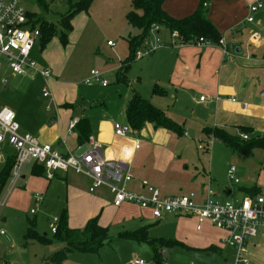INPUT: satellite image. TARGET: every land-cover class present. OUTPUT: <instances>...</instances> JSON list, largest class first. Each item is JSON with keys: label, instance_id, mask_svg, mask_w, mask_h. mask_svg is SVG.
<instances>
[{"label": "crops", "instance_id": "crops-1", "mask_svg": "<svg viewBox=\"0 0 264 264\" xmlns=\"http://www.w3.org/2000/svg\"><path fill=\"white\" fill-rule=\"evenodd\" d=\"M53 1L55 0H44L40 4L36 0L39 5H44L45 13L53 11ZM71 1L69 9L78 0ZM258 1L263 6L253 14L254 21L250 22L247 20L250 15L249 5ZM104 7L113 12V35L119 39L127 37L129 43L131 36L141 33L140 30L132 28L126 18L127 12L132 8V0H94L88 12H80L73 18L68 42L64 46L61 43L64 50L60 45L61 40L59 42L56 39L58 35L44 47L40 37L38 38L36 44L39 43L40 48L36 50L35 44L32 52L34 51V57H39V64L52 72L49 80L39 74L20 76L3 69L0 85L5 87L6 93L0 102V109H13L21 132L36 135L42 142L52 144L63 154L77 152L87 142L85 140L80 143L81 131L78 127L82 119L87 120L89 135H93L101 143L103 155L108 159L128 163L133 179L127 184V188L135 192H145L146 186L153 185L164 195L188 191L203 195L210 186L215 192L214 198L220 202L264 195V0H165L163 9L177 19L190 16L199 8L203 9L221 37L226 40L229 54L226 55L216 44H180L168 29L159 26L156 35L162 38L160 39L166 46L136 58L142 60L150 57L146 66L151 67L152 71L138 78L139 87L132 89L122 106L125 122L121 118L116 122L128 124L127 104L136 93L179 124L182 129L180 135L166 128H157L148 122L139 130L132 128L128 136L120 137L114 132L115 117L107 113V108L102 113L91 111L92 115H88L87 109L80 104L79 89L73 80L66 79L71 75L66 73L64 58L69 50L70 53L74 52L85 31L87 39L91 38L93 34L89 24L94 20L92 8L96 12ZM28 12L34 13L37 18V13L30 10ZM62 16L61 13L60 17ZM43 19L42 17L40 20ZM253 33L259 34L256 39L252 38ZM116 46L115 43L107 44L106 49L118 53L120 47L115 48ZM59 51L63 53L62 56ZM122 66L121 62L116 66H108L106 63L102 71L106 75L117 70L118 80ZM7 72L12 75H6ZM2 79H6L5 84ZM123 81H126V74L121 82ZM9 83L11 88L7 87ZM40 85L41 95L38 100L34 92ZM46 87L49 88L53 100L43 96ZM203 96L205 98L201 100ZM233 98L236 101H232ZM244 103L248 106L244 107ZM48 105L51 106L50 109ZM73 121H77L74 128L71 127ZM215 130L237 137L244 145L249 141H257L263 146H257L249 152H240L217 137ZM188 131L198 139L192 138L194 141L207 146L208 158L205 160L208 173L199 175L192 172L188 170L186 161L181 162L180 156L176 158V143H193ZM242 134H247L249 139H243ZM182 135L186 137L179 139ZM138 142L140 147L136 149ZM7 144L9 143L3 142L0 146V173L15 154L14 148L12 152L8 151ZM230 166H236L239 183L228 181L227 170ZM175 172H181L183 182L175 179ZM90 185L91 182L86 176L72 170L56 172L53 179H48L41 166L29 164L12 190L9 183L4 187L0 193V206L9 201L10 207H30L31 210L35 204L34 194L40 193L43 201L39 211L41 212L44 205L60 204L63 207L61 215H67V223L71 229H84L93 218H97L99 224L106 227L108 216L114 215L116 221H133L136 225L135 228H124L119 236L124 232L140 231L148 238L139 239L137 242L154 241L148 235L149 225L144 212L146 209L131 203L117 207L113 204V194L107 187H99L90 192ZM156 220L161 221L163 218ZM27 227L28 223L26 230ZM222 232L226 237L227 233L223 230ZM25 233V243L36 241H27ZM220 236L223 237V234ZM257 238L258 235L250 242L253 256L254 250L260 244ZM10 239H13L12 235L7 236L6 232L0 234V247L11 242ZM175 240L181 243L179 239ZM210 243L208 249L223 250L216 241L211 240ZM10 245L12 249L15 248L13 242ZM154 259L158 264L164 260L160 256H155ZM228 261L229 259H224L225 263ZM0 264H3L1 254Z\"/></svg>", "mask_w": 264, "mask_h": 264}, {"label": "rangeland", "instance_id": "rangeland-1", "mask_svg": "<svg viewBox=\"0 0 264 264\" xmlns=\"http://www.w3.org/2000/svg\"><path fill=\"white\" fill-rule=\"evenodd\" d=\"M19 1L27 10L37 13V18L41 19L43 17L46 20L55 22L60 29L62 27L60 23L62 17H60V14H64L69 10L71 0L53 1V11L48 13H45L44 5H39L36 0ZM75 1L72 0L71 2ZM124 1L126 2L127 0ZM112 13L106 7L98 9L96 12L92 8L94 20L90 22L89 29H92L93 35L87 39V32L85 31L74 52L70 53L69 50L65 55L66 73L67 75H71L66 79L73 80L76 88L79 89L80 104L87 109L88 115H92L91 111L102 113L103 109L106 110L107 108V113L115 117L114 122L120 121L119 118L125 122V112L122 109L124 100L132 92L133 88L137 89L139 87L138 78L142 75H148L152 71L151 67L146 66V62L150 57L142 60L135 57L131 59L130 66L126 72V81L121 82L117 80L116 70L105 75L110 83L108 86L94 82L88 85L84 83L92 68L102 70V67L106 63L108 66H116L120 62L126 63L129 60L130 47L126 40L127 37L119 39L115 34H112V30L114 29L111 23ZM152 36L155 37V35ZM56 39L60 42L59 35ZM108 39L117 45L115 48L120 47L118 53L106 49ZM62 45L61 48L64 50V45ZM37 48H40L39 43L36 44V50ZM34 55L33 53V58L39 64V57L37 59ZM62 55L63 53H60V56ZM5 70H9L6 64L4 65ZM6 75L12 74L7 72ZM7 87L11 88V83ZM4 88L0 85V102L6 93ZM34 93L39 100L41 85ZM188 134L190 139L196 138L189 131ZM184 137L186 136L182 135L179 139H183ZM196 140L198 139L196 138ZM191 141L193 143H176V158L180 156L181 162L186 161L189 166L188 170L192 172H197L199 175L204 172L208 173V165L205 160L208 158L207 146L193 139ZM7 149L9 152H12L13 147L7 144ZM180 173L175 172L174 177H176L177 181L183 182L184 178ZM9 204L8 201L6 205L0 206V229L4 230L7 236L12 235L13 239L10 240L14 243L15 248H11V242L3 244L0 247L1 262L3 261V264H58L51 257L55 252L64 249L65 244L51 232V220L54 217L61 216L63 207L60 204L54 205L50 203V205H44L41 212L31 214L30 207L16 208L10 207ZM144 212L147 217L146 223L149 225L148 235L152 240L173 241L179 239L181 241V244L161 246L166 249L167 256L160 264H231L233 251L223 241L225 237L222 230L209 223H205L202 230H197L196 221L193 216L177 217L173 216V214H165L163 220L157 221L152 216L150 210L146 209ZM115 218L114 215L108 216L106 227L109 229L110 241L101 247L97 253H71L62 264H131L130 262L133 258L140 257L145 259L149 264H158L159 262L154 259L155 251L151 242H137V240L125 239L119 236V233L124 228H135V223L133 221L122 222L121 220L118 221V219L116 221ZM29 221L35 222L36 230L40 235H46V240L24 242L23 235ZM221 233L223 237L220 236ZM257 239L260 244L254 250V256L250 264H264V228H259ZM211 240L216 241L223 250L208 249L207 246H210ZM250 242H253V238L250 239ZM224 259H229L228 263H225Z\"/></svg>", "mask_w": 264, "mask_h": 264}, {"label": "built area", "instance_id": "built-area-1", "mask_svg": "<svg viewBox=\"0 0 264 264\" xmlns=\"http://www.w3.org/2000/svg\"><path fill=\"white\" fill-rule=\"evenodd\" d=\"M207 5V3H205ZM263 6L258 1L249 5L250 15L247 20L254 21L253 14ZM159 25L153 24L149 36L142 47L136 52V58L149 55L157 49L166 46L156 32ZM38 25H34L28 17V10L19 0H0V75L4 65L14 75H41L46 80L52 77L51 71L38 64L32 56V50L40 37ZM152 35H155L153 37ZM178 37L177 32L171 34ZM258 33H253L256 39ZM108 45H114L108 41ZM193 44L211 46L214 43L199 38ZM224 53L229 54L228 44L224 38L216 44ZM5 84L6 79H2ZM99 83L108 85L109 81L100 69H92L85 84ZM43 96L53 100L48 87L43 90ZM204 96L201 100H204ZM232 101H236L233 98ZM248 104L244 103V107ZM50 109L51 106L48 105ZM77 121L71 123L74 128ZM114 132L117 136H128L132 127L129 124L115 122ZM243 139H249L247 134H242ZM3 142L9 143L15 150L14 163L9 178L10 190H12L23 177L25 168L29 164L39 165L44 169L48 179H53L56 172L74 171L86 176L91 185L90 192L99 187H107L113 194V204L121 206L125 203L138 205L142 209H148L154 218L160 220L165 214L189 215L196 221L197 230H201L205 223L227 233L224 242L233 251V264H250L253 251L250 239L258 235L259 228H264V195L258 194L249 198H235L220 202L214 198V190L207 187L205 193L200 195L195 191L180 194L164 195L157 187L148 185L145 192H135L127 188V184L133 179L128 163L123 160L108 159L103 155L101 143L90 135L87 142L77 152L61 153L52 144L42 142L36 135L21 132L20 124L16 119L15 111L9 107L0 109V146ZM140 147L139 142L135 148ZM227 179L232 183H239L236 166H230L227 170ZM202 197V198H201ZM35 204L31 208V214H36L43 201L40 193L34 194ZM60 218L51 220V231L56 233ZM0 230V234H4ZM158 255L164 259L167 256L166 249L160 247ZM131 264H149L143 258H134Z\"/></svg>", "mask_w": 264, "mask_h": 264}, {"label": "trees", "instance_id": "trees-1", "mask_svg": "<svg viewBox=\"0 0 264 264\" xmlns=\"http://www.w3.org/2000/svg\"><path fill=\"white\" fill-rule=\"evenodd\" d=\"M43 3L44 0H38ZM94 0H78L73 3L70 9L63 14L61 18L62 27L59 29L56 23L48 22L47 20L36 18L34 13L28 12V17L33 21L34 25H38L40 29V42L42 46H46L48 42L55 36L59 35L61 42L66 45L68 42V34L72 30V20L80 12H88L91 4ZM165 0H132V8L127 12L126 18L128 23L133 27L141 31L140 34L131 36L129 38L130 55L129 60L123 63L120 74L118 75V81L125 78V74L130 66L131 59L136 58V52L140 49L145 39L150 34V29L153 24H157L160 27L168 29L171 34L177 32V40L180 44L193 43L199 38H204L214 44H218L222 38L215 25L207 17L206 12L199 8L192 15L177 19L170 16L164 9L163 4ZM126 116L128 124L136 130L141 129L145 123H152L155 127H162L168 130L174 131L177 134H181L182 129L179 124L173 121L167 114L152 105L148 100L142 98L138 94H134L126 108ZM81 134L79 136L80 143H84L89 138V124L87 120L82 119L79 122ZM215 135L232 146L235 150L240 152H249L257 146H263L257 141H249L241 143L237 137H232L228 134L215 130ZM14 163V157L8 160L6 166L0 173V193L7 185L12 166ZM37 166V165H36ZM258 195V194H257ZM256 196V195H255ZM254 197V196H252ZM67 215L63 213L57 226L55 237L65 244L64 249L55 252L51 257L55 263L62 264L71 253H97L101 247H103L108 241H110L109 230L107 227H103L99 224L97 218L91 219L84 229H71L67 223ZM34 221L28 222V227L25 233V239L27 241L46 240V235H40L36 230ZM140 231H130L121 233L120 236L130 239H146L145 235H142ZM153 249L155 251L156 258H159L158 249L161 246H171L174 244H181L176 240L173 241H151ZM213 249L212 247H210Z\"/></svg>", "mask_w": 264, "mask_h": 264}]
</instances>
